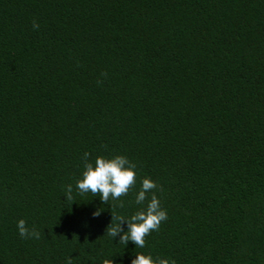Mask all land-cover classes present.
<instances>
[{
    "label": "trees",
    "instance_id": "trees-1",
    "mask_svg": "<svg viewBox=\"0 0 264 264\" xmlns=\"http://www.w3.org/2000/svg\"><path fill=\"white\" fill-rule=\"evenodd\" d=\"M85 152L125 156L135 187L79 194ZM144 178L167 220L136 248L107 228ZM136 253L264 264V0H0V264Z\"/></svg>",
    "mask_w": 264,
    "mask_h": 264
},
{
    "label": "clouds",
    "instance_id": "clouds-1",
    "mask_svg": "<svg viewBox=\"0 0 264 264\" xmlns=\"http://www.w3.org/2000/svg\"><path fill=\"white\" fill-rule=\"evenodd\" d=\"M33 28L38 29L39 24L34 20ZM106 147V146H103ZM90 154L85 152L83 159L85 161L82 178L76 181V189L79 194L84 195L91 193L92 196H99L101 201L108 204L110 200H120L121 197L127 196L129 191L136 185V165L129 161L125 156L116 155L113 158H105L97 156L95 164L88 162ZM157 184L149 179L144 178L141 181V188L135 196L136 204H144L146 207L135 212L130 218L122 215H114L112 212V223L107 228V234L115 238L120 235L119 243L126 245L129 241L135 244L136 248H144L146 245V237L153 231H158L162 222L167 220V212L160 207V201L154 194ZM66 199L73 200L72 185L69 184L65 188ZM152 192L151 199H148V193ZM119 207L123 208L121 202ZM101 210H96L93 216H99ZM116 221L115 225L113 222ZM127 223V231L121 225ZM19 235L24 238L39 239L40 233L35 228L29 229L26 221L20 219L17 222ZM66 264H72L69 257ZM131 264H175V261L167 259L154 260L151 255L136 253Z\"/></svg>",
    "mask_w": 264,
    "mask_h": 264
}]
</instances>
